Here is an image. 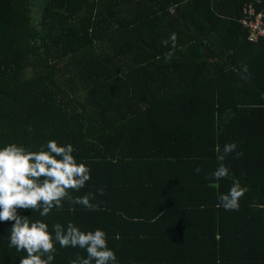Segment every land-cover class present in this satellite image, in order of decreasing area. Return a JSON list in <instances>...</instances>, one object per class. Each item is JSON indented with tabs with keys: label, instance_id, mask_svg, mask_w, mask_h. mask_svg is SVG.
<instances>
[{
	"label": "trees",
	"instance_id": "1",
	"mask_svg": "<svg viewBox=\"0 0 264 264\" xmlns=\"http://www.w3.org/2000/svg\"><path fill=\"white\" fill-rule=\"evenodd\" d=\"M32 3L0 0V148L72 144L91 180L71 195L98 209L18 214L49 231L99 228L117 260L128 243L199 236L264 258V36L251 40L243 24L264 0H45L38 22ZM232 142L243 155L222 162L228 178L210 180L216 146ZM234 179L247 189L239 209L218 208ZM11 227L0 222V264L26 255L9 247ZM56 249L52 264L87 257Z\"/></svg>",
	"mask_w": 264,
	"mask_h": 264
},
{
	"label": "clouds",
	"instance_id": "2",
	"mask_svg": "<svg viewBox=\"0 0 264 264\" xmlns=\"http://www.w3.org/2000/svg\"><path fill=\"white\" fill-rule=\"evenodd\" d=\"M161 43L171 45V50L164 55L168 62L174 55L177 35L172 33ZM243 73H248L247 66H244ZM241 79H248V76L241 75ZM237 147L235 142L226 143L222 149L216 146V158L220 163L211 173L210 180L228 178L229 168L222 162L234 152L235 158H240L243 153L237 151ZM73 152L72 144L61 146L54 139L48 140L46 146L41 145L39 151H30L16 143L0 148V222H12L9 247L26 253L19 259V264H52L57 243L61 248L86 251V258L77 256L71 264H118L117 255L109 248L108 237L103 230L98 228L85 232L69 222L66 227L56 223L49 231V225L43 220L32 221L18 214L19 210H32L39 212L41 217H47L53 209L63 210L64 202L91 211L98 209L89 194L71 195L91 180L90 168L85 163H78ZM195 171L200 173L201 169L198 167ZM246 191L240 181L234 179L227 192L217 194V207L226 211L238 210L239 201Z\"/></svg>",
	"mask_w": 264,
	"mask_h": 264
},
{
	"label": "crops",
	"instance_id": "3",
	"mask_svg": "<svg viewBox=\"0 0 264 264\" xmlns=\"http://www.w3.org/2000/svg\"><path fill=\"white\" fill-rule=\"evenodd\" d=\"M239 249L227 242L225 252H219L218 244L210 239L203 240V236L178 245L134 242L122 247L118 264H264V258L253 255L256 250L252 249L245 256L244 251H237Z\"/></svg>",
	"mask_w": 264,
	"mask_h": 264
},
{
	"label": "built area",
	"instance_id": "4",
	"mask_svg": "<svg viewBox=\"0 0 264 264\" xmlns=\"http://www.w3.org/2000/svg\"><path fill=\"white\" fill-rule=\"evenodd\" d=\"M245 14L247 15L243 19V24L245 27L251 28V40H256L259 35L264 36V12H256L250 5L245 9Z\"/></svg>",
	"mask_w": 264,
	"mask_h": 264
},
{
	"label": "rangeland",
	"instance_id": "5",
	"mask_svg": "<svg viewBox=\"0 0 264 264\" xmlns=\"http://www.w3.org/2000/svg\"><path fill=\"white\" fill-rule=\"evenodd\" d=\"M34 20L38 22L41 18L45 0H32Z\"/></svg>",
	"mask_w": 264,
	"mask_h": 264
}]
</instances>
